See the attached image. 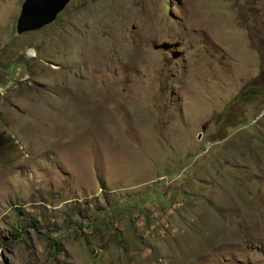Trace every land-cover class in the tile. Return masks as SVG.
<instances>
[{
  "label": "rangeland",
  "instance_id": "1",
  "mask_svg": "<svg viewBox=\"0 0 264 264\" xmlns=\"http://www.w3.org/2000/svg\"><path fill=\"white\" fill-rule=\"evenodd\" d=\"M0 0V264H264V0Z\"/></svg>",
  "mask_w": 264,
  "mask_h": 264
},
{
  "label": "water",
  "instance_id": "2",
  "mask_svg": "<svg viewBox=\"0 0 264 264\" xmlns=\"http://www.w3.org/2000/svg\"><path fill=\"white\" fill-rule=\"evenodd\" d=\"M70 0H25L17 21L19 34L52 23Z\"/></svg>",
  "mask_w": 264,
  "mask_h": 264
}]
</instances>
